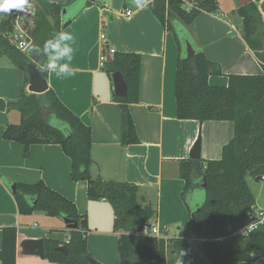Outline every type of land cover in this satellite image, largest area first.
I'll list each match as a JSON object with an SVG mask.
<instances>
[{"label": "trees", "instance_id": "trees-1", "mask_svg": "<svg viewBox=\"0 0 264 264\" xmlns=\"http://www.w3.org/2000/svg\"><path fill=\"white\" fill-rule=\"evenodd\" d=\"M77 1L68 0L65 5H59L47 0H30L36 8V18L32 32L34 45L29 54L17 50L9 41L12 15L0 22V54L24 74L18 99L8 103L9 111L20 113L21 122L8 126L3 139L23 146L26 153L35 145L61 146L71 160L72 181L88 183L89 201H106L112 207L114 231L121 233L118 239L120 264H254L264 259V225L247 238L237 236L248 224V213L256 207L247 179L264 177V22L257 5L251 2L236 12L242 23V38L254 52L263 74L228 75L227 87L210 85L209 78L223 76L222 69L206 58L192 34L198 16L219 13L217 0H195L191 9L184 7V0H154L148 5L163 28L174 36L178 47L175 86L178 119L199 123L230 122L234 126L233 139L223 148L221 160L180 163V175L186 183L182 200L189 223L186 232L179 237L163 239L139 234L144 225L156 219L157 212L138 206V186L92 178L91 128L84 125L51 89L40 96L26 91L30 67H37L47 80L49 45L61 32L69 6ZM91 6L93 3L86 1L67 21L72 22L83 9ZM64 10L67 14L63 17ZM187 41L196 52L190 59L185 53ZM141 66L140 55L115 53L103 68L109 76L120 73L128 87L125 98L114 97L121 109L124 147L140 144L130 105L139 103ZM203 179L207 186L206 201L192 210L188 195L200 188ZM5 182L8 186H17L14 199L21 216L42 212L77 225L69 229L67 241L61 236L44 239L45 260L54 264H90L94 260L88 251V223L72 201L43 182L32 185ZM218 238L222 241H214ZM191 239L203 255L194 249ZM17 241L16 227L2 229L1 264H16Z\"/></svg>", "mask_w": 264, "mask_h": 264}, {"label": "crops", "instance_id": "crops-1", "mask_svg": "<svg viewBox=\"0 0 264 264\" xmlns=\"http://www.w3.org/2000/svg\"><path fill=\"white\" fill-rule=\"evenodd\" d=\"M47 1L65 5L68 0ZM86 1L78 0L69 6L67 18L77 13ZM153 1L143 0L138 6L135 0H98L83 9L69 27L61 30L70 38L59 40L57 36L51 43L49 64L56 65L57 71L59 66H66L67 71L60 73L61 78L49 71L47 81L60 101L92 130V178L138 186V206L155 210L157 217L150 223L156 224L167 239H172L168 236L169 226L186 228L178 227L174 237L177 238L187 230L189 223L182 200L186 183L180 175V163L190 160L201 132V159L221 160L223 148L233 139L234 126L230 122L199 123L178 119L175 94L178 47L174 36L149 10L148 5ZM217 2L219 13H202L192 27L196 45L209 61L222 69L223 76L210 77V85L227 87V76L232 74L262 75L263 69L254 52L242 38L237 1ZM251 2L257 5L264 22V0ZM184 3L187 9L196 4L195 0H184ZM126 11H131L132 15L126 16ZM10 12L0 13V22L7 19ZM102 35L116 53L138 54L142 58L139 103L130 105L140 140L138 145H122V116L119 104L114 101L113 75L109 76L100 68ZM57 44L68 51L57 53ZM23 85V72L0 54V99L7 105L6 110L0 112V249L2 229L16 227V264H54L44 258L24 255L21 245L27 240L44 241L52 236H61L67 241L69 229L64 220L42 212L21 216L12 186L5 181L28 185L43 182L72 201L79 215L86 219L88 251L92 258L101 264H120L118 239L121 233L114 231L113 209L106 201H89L87 182L72 181L71 160L61 146L35 145L26 153L23 146L3 139L8 126L21 122L20 113L9 111L8 103L18 99ZM254 264H264V259Z\"/></svg>", "mask_w": 264, "mask_h": 264}, {"label": "built area", "instance_id": "built-area-1", "mask_svg": "<svg viewBox=\"0 0 264 264\" xmlns=\"http://www.w3.org/2000/svg\"><path fill=\"white\" fill-rule=\"evenodd\" d=\"M13 28L11 34L9 35V41L17 50L22 53L29 54L32 51L34 45L33 29L35 28V18H36V8L31 6L30 8H25L24 10H11ZM132 15L131 11H126V16L130 17ZM101 55H100V68H104L105 64L111 59L116 50L111 48L107 43L106 36H101ZM264 181V177H262ZM248 224L242 228L237 236L247 238L252 232L256 231L261 225H264V211L252 209L247 215ZM140 235L148 237H157L167 239L163 233L160 232L159 227L153 223H147L144 225L140 232ZM216 242L222 241L221 238L214 240Z\"/></svg>", "mask_w": 264, "mask_h": 264}, {"label": "water", "instance_id": "water-1", "mask_svg": "<svg viewBox=\"0 0 264 264\" xmlns=\"http://www.w3.org/2000/svg\"><path fill=\"white\" fill-rule=\"evenodd\" d=\"M91 3H96L98 0H87ZM238 8H243L248 6L251 3V0H236ZM67 12L66 10L63 11V15L66 16ZM71 25V21H67L63 24V29H66ZM263 37H264V31H262ZM186 57L188 59L193 58L196 54L193 46L187 41L186 42ZM113 85H114V94L116 97L125 98L128 93V87L127 84L123 78V76L120 73L113 74ZM49 91L48 81L44 79L37 67H30L29 70V85H28V92L30 94L34 95H43L46 92ZM6 102L3 99H0V112H4L6 110ZM201 151H202V136L198 135V138L193 146V149L190 153V160L198 161L201 159ZM98 180H101L99 177ZM258 182L261 180V178L256 179ZM206 180L203 179L202 183H200V188L205 190L206 189ZM11 191L13 196L17 193V186L13 185L11 187ZM64 222L68 229H75L77 228V225L75 223H72L69 220H65ZM22 252L24 255L27 256H36L39 258H44V241L43 240H27L22 243L21 245ZM60 251H66V249H60ZM90 264H101L98 263L95 260H91Z\"/></svg>", "mask_w": 264, "mask_h": 264}, {"label": "rangeland", "instance_id": "rangeland-1", "mask_svg": "<svg viewBox=\"0 0 264 264\" xmlns=\"http://www.w3.org/2000/svg\"><path fill=\"white\" fill-rule=\"evenodd\" d=\"M239 22L242 26L240 18H239ZM6 60L11 63V61L7 57H6ZM11 65H12V63H11ZM200 135L202 136V132L200 133ZM247 182H248V185H249V188H250L252 194L254 195V197L256 199L257 210L264 211V182L256 183L255 179L252 177H248ZM205 201H206V192L203 189H200V188L196 189L192 193H189V195H188V203H189L190 208L192 210H196ZM178 227L184 228V227H181V225L176 226V227H172V226L170 227L169 226V229H170V231H169L170 233L168 234L169 238H174L176 236V234L178 232ZM184 229H186V228H184ZM183 230L181 229V231H183ZM184 232H186V231H184ZM191 242H192V246L194 247V249L197 250L198 252H200L201 255H203L201 249L196 245V242L193 239H191ZM241 243H242V241H241Z\"/></svg>", "mask_w": 264, "mask_h": 264}, {"label": "clouds", "instance_id": "clouds-1", "mask_svg": "<svg viewBox=\"0 0 264 264\" xmlns=\"http://www.w3.org/2000/svg\"><path fill=\"white\" fill-rule=\"evenodd\" d=\"M135 3L138 6H141L143 3V0H135ZM32 5L30 3V0H0V13H9L11 10L15 9V10H24L26 7L30 8ZM69 34L65 33V32H60L58 34V39L59 40H64V39H68ZM46 44H48V42H46ZM51 47V45H49ZM55 51L57 53L59 52H66L68 51V49H62L60 47V45H55ZM48 68L50 71L55 72V74L57 75L58 78L60 77V73L67 71V67L66 66H59V71H57V66L54 64H50L48 65Z\"/></svg>", "mask_w": 264, "mask_h": 264}]
</instances>
